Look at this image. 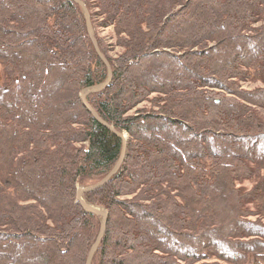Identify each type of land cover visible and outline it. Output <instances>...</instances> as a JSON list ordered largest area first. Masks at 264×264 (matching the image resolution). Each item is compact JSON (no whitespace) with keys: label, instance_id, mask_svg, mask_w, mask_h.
<instances>
[{"label":"trees","instance_id":"1","mask_svg":"<svg viewBox=\"0 0 264 264\" xmlns=\"http://www.w3.org/2000/svg\"><path fill=\"white\" fill-rule=\"evenodd\" d=\"M0 66V264H264V0H0Z\"/></svg>","mask_w":264,"mask_h":264},{"label":"rangeland","instance_id":"2","mask_svg":"<svg viewBox=\"0 0 264 264\" xmlns=\"http://www.w3.org/2000/svg\"><path fill=\"white\" fill-rule=\"evenodd\" d=\"M90 22H91V17H90ZM95 31H97L99 37L102 38V40L108 45V51L112 57H116L117 55H119L124 50L123 47L119 44V36L117 35L114 26H102L101 24L98 23L95 25V27H92V22H91V35L93 37H94ZM102 56H103V54H102ZM103 58H104V56H103ZM110 70H111V67H110ZM1 71H2V67L0 66V77H1ZM111 78H112V76H111ZM257 86H262V82L259 80H252V81H246L243 83V87L248 88V89H252V88H255ZM153 95H155V94H153ZM153 95H151L150 97H152ZM138 108H145L146 110H151L152 105L150 102L145 101V102L141 103L138 106ZM261 112H262V115L264 117V111L261 110ZM122 136H124L128 139L127 134H123ZM247 186L250 187V183H247ZM80 189H83V188H79V190ZM81 198L83 199V196H81ZM98 208L99 207H96L95 210L97 211ZM99 209H102V208H99ZM102 210L104 213H106V211L104 209H102ZM98 212H101V211H98Z\"/></svg>","mask_w":264,"mask_h":264},{"label":"water","instance_id":"3","mask_svg":"<svg viewBox=\"0 0 264 264\" xmlns=\"http://www.w3.org/2000/svg\"><path fill=\"white\" fill-rule=\"evenodd\" d=\"M81 3V5L84 7V9H85V13H86V16H87V24H88V27H89V30H90V32H91V22H90V14H89V12H88V10L86 9V7H85V5L82 3V2H80ZM98 53H99V55L103 58V56H102V54L100 53V51L98 50ZM111 76H112V72H111V70H110V67H109V79L105 82V83H103V84H101V85H99V86H97V87H95L94 89H92V90H89V91H84L83 93H82V100H83V103L85 104V106L89 109V111H91L92 113H93V115L96 117V118H98V116H97V114H96V112L91 108V106L87 103V101H86V95L89 93V92H91V91H97V90H101V89H103V88H105L108 84H109V81H110V79H111ZM99 119V118H98ZM120 137H122L123 138V140H124V145H123V150H122V155H121V159H120V162H122L124 159H125V155H126V146H127V138L126 137H124V136H122V135H120V134H118ZM117 170V167L101 182V183H99L97 186H101V185H103L104 183H106L107 181H108V179L110 178V176L115 172ZM94 188V187H93ZM90 189V188H89ZM89 189H80L79 191H78V201L80 202V204L82 205V206H84L88 211H90V212H94V213H96V214H98V215H102L103 216V223H102V229H101V234H102V232L105 230V228H106V223H107V218H108V215H107V213H104V214H102V213H99V212H97L93 207L94 206H92V205H89V204H87L82 198H81V196H82V194L84 193V191H86V190H89ZM92 189V188H91ZM100 238V237H99ZM99 238H98V240L96 241V243L94 244V247H93V250H92V254H93V252L97 249V247H98V243H99ZM92 254H91V256H92ZM91 256H90V258H89V260H88V264H90L91 263Z\"/></svg>","mask_w":264,"mask_h":264},{"label":"bare ground","instance_id":"4","mask_svg":"<svg viewBox=\"0 0 264 264\" xmlns=\"http://www.w3.org/2000/svg\"><path fill=\"white\" fill-rule=\"evenodd\" d=\"M93 208L95 209V208H96V206H94ZM99 208H100V207H99ZM99 208L97 209V212H98V211H101V212H99V213H102V214H104L103 210H102V209H99Z\"/></svg>","mask_w":264,"mask_h":264}]
</instances>
